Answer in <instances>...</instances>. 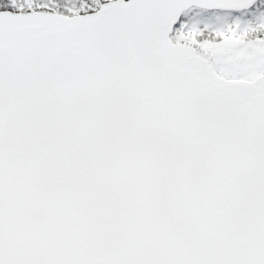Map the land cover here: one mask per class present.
I'll list each match as a JSON object with an SVG mask.
<instances>
[{
  "label": "snow or ice",
  "instance_id": "snow-or-ice-1",
  "mask_svg": "<svg viewBox=\"0 0 264 264\" xmlns=\"http://www.w3.org/2000/svg\"><path fill=\"white\" fill-rule=\"evenodd\" d=\"M0 264H264V0H0Z\"/></svg>",
  "mask_w": 264,
  "mask_h": 264
}]
</instances>
